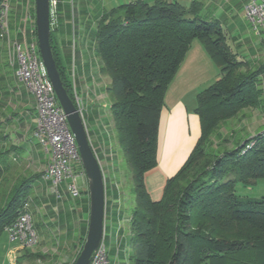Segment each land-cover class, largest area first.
Here are the masks:
<instances>
[{
    "label": "trees",
    "instance_id": "16d2710c",
    "mask_svg": "<svg viewBox=\"0 0 264 264\" xmlns=\"http://www.w3.org/2000/svg\"><path fill=\"white\" fill-rule=\"evenodd\" d=\"M5 1L0 0V20ZM199 13L200 4L195 2L187 8L170 0L136 1L98 22L96 51L102 74L111 79L110 112L135 185L129 249L136 264H264V197L237 194L238 185L252 187L264 180V133L236 141L234 148L223 151L215 149L212 139L227 142L222 129L228 121L244 110L264 107L259 88L264 66L254 68L239 61L221 24ZM58 29L51 31L52 51L76 104L55 42ZM195 40L222 68L221 75L198 94L195 114L201 136L184 165L167 180L162 199L155 202L146 189L145 175L158 166L166 94ZM32 180L16 183L0 204V236L33 195ZM30 256L26 255L35 258Z\"/></svg>",
    "mask_w": 264,
    "mask_h": 264
},
{
    "label": "crops",
    "instance_id": "0c3cea01",
    "mask_svg": "<svg viewBox=\"0 0 264 264\" xmlns=\"http://www.w3.org/2000/svg\"><path fill=\"white\" fill-rule=\"evenodd\" d=\"M121 1L123 0H108V4L104 5L97 0H74L72 9L70 0H60L61 10L58 11L60 15L56 27L60 28L55 32V42L60 58L67 68L74 66L76 79L74 91L76 90L82 101L83 118L90 143L105 176L107 198L104 237L112 264H128L133 257L129 249L132 238L130 221L133 202L131 194L123 190V184L112 183L108 175L114 159L112 152L115 151V140L112 135L115 124L110 112L112 101L108 92L111 79L101 72L103 63L96 51V33L100 19L123 5L116 6V3ZM125 1L124 4L136 1L151 3L154 0ZM170 1H177L187 8L194 2L200 4L199 15L207 21H218L221 24L228 45L233 53L238 55L239 61H247L254 68L264 66V43L258 37V41L253 43L245 35L246 26L250 25L244 15L248 0ZM74 16L79 42V48L76 44L75 51L72 26ZM32 19H34L33 15ZM33 25V27L28 26V29H36L34 20ZM18 38L23 41L22 34ZM192 44L187 62L194 65L195 69L191 72L196 78L204 74L208 68H212V61L199 43L194 41ZM7 72L12 73L10 69ZM189 82L188 78L179 77L169 86L166 94L159 128L158 166L145 175L146 189L155 202L162 199L167 180L184 165L201 136L200 119L195 114V110L198 107V94L203 91L204 86L200 87L198 84L201 81H198L188 91L183 90ZM2 84L0 87V175L2 181L12 169L21 170L25 167V173L18 177L33 179L31 185L37 208L32 212V217H35L36 225L42 223L49 227L55 225L60 227L58 231L65 240V245H69L67 248L76 249L78 252L86 239L89 225L90 199L86 175L80 169L76 171L81 190L80 198L72 199L66 192L65 186L61 188L60 198L52 193V182L43 180V172L49 164L50 154L35 138L37 125L35 97L30 93L27 85L15 79L14 75L8 76V81ZM259 85L263 91L264 100V74L260 77ZM34 168L39 169L40 173L28 175L25 171ZM56 216L58 218L53 219ZM77 216L80 218L78 230L75 227L72 228L76 224ZM18 247L14 245L10 254L15 249L17 251ZM11 262L14 264L13 261Z\"/></svg>",
    "mask_w": 264,
    "mask_h": 264
},
{
    "label": "rangeland",
    "instance_id": "374dc122",
    "mask_svg": "<svg viewBox=\"0 0 264 264\" xmlns=\"http://www.w3.org/2000/svg\"><path fill=\"white\" fill-rule=\"evenodd\" d=\"M97 1L104 5L108 4V0H97ZM125 2H126L125 0L121 2H117L116 6L124 4ZM34 6H35L34 0L5 1V10L2 13L3 14L2 19L0 20V24H1L0 27L2 29V31L0 32V87L3 85L2 84L3 82L8 81V76L10 75H14L15 79H18L16 75L17 69L12 68L9 63V47L11 44L10 42L14 41L16 38L19 37L20 29H23V27H26V25L32 27L34 26L33 20L35 21V19H32V15L34 18ZM2 20L4 21L2 22ZM26 20L28 21V23L26 22ZM245 35L248 39L252 40L253 43L258 41V38L255 35V32L251 25L246 26ZM195 41L205 49L201 41L199 40H195ZM77 47L79 48L78 41H77ZM189 52L187 56L189 55ZM206 54L208 55L210 61H212V68H208V70L204 74L198 75L195 78V75H193V72H191L193 69H195V67H193L194 65H191V62L189 63L187 62V56H186L183 62L184 65L182 64L178 73L174 77L172 83L181 76L188 78L190 82L188 86L183 89L187 91L191 89L198 81H201V83L198 84L200 87L204 86L202 90L214 84L219 79L222 68L212 60V58L208 53ZM73 59H75L74 56ZM64 65L66 67V64ZM70 67L71 68L66 67L67 76L73 88L76 89V79L74 77L75 69H73L74 67L73 65H71ZM8 69H10L12 73L7 72ZM259 88H261L260 85ZM113 131L114 133L112 136H113V140H115L114 142L115 151L112 152L113 154L112 156L114 158L112 160L113 165H111V169L108 170V175L110 176V179L113 181L112 183L115 184L116 182H120L121 184H123V190L126 191V193L131 194V200L133 202V205L131 204V208H132L131 211L133 212L134 208L136 207L133 172L128 163L127 157L123 149L121 148L118 134L116 133L115 129H113ZM222 131L227 136L228 141L225 143L223 142L218 143L219 141L216 140L215 137H213L212 139H214L213 141H214L215 149H217V151L218 150L223 151V149L225 148L226 150H230L234 148L233 146H235L236 141L239 143L240 142L243 143L248 141L252 137L257 136L260 133H264V107L261 109L244 110L243 112H241V114L238 117L228 121L223 127ZM24 169L25 167L22 168L21 170L15 168L12 169L9 174L7 175L5 174L6 176L3 179L2 184L0 186V204L4 202V200L7 197V194H9L12 187L15 186L16 183H19L23 180V178L21 179L18 176H22L25 173ZM25 171L28 173V175L36 172L40 173V170L35 168L33 170H25ZM41 172H43V170H41ZM232 176L229 177L231 178ZM237 194L240 196L250 197L255 199L264 197V180H259L257 184L252 187L244 188L241 185H238ZM28 199H32L33 201L32 202L33 206L31 209L33 212L34 209L37 208L34 195H31ZM28 199L26 201H28ZM57 218L58 217L56 216L53 219H57ZM79 219L80 218H78V216L75 218L76 224L72 228L75 227V229L78 230ZM36 223L37 222L34 217L33 226L35 232L37 233L38 244L33 248H22L18 245V243H12L9 240V235L6 231L0 236V264H11L12 263L11 261H13L14 264H64V263L72 264L74 258H76L80 254L81 247L78 252L76 249H72V248L68 249L67 247H69V245L68 244L67 246L65 245L64 242L65 240L62 239V236L58 231L60 227L56 225L53 227L51 226L49 227V226H45V224L42 223L36 225ZM14 245L19 246L18 250L16 251L15 249L14 251L13 249L14 252L10 254V250L12 249V247H14ZM38 254L44 255L46 256V258L44 259L36 258L37 257L36 255ZM26 255L27 256L33 255L35 256V258H29L26 257ZM14 256L16 258H14ZM128 264H136L135 259L131 258Z\"/></svg>",
    "mask_w": 264,
    "mask_h": 264
},
{
    "label": "built area",
    "instance_id": "2783aa9c",
    "mask_svg": "<svg viewBox=\"0 0 264 264\" xmlns=\"http://www.w3.org/2000/svg\"><path fill=\"white\" fill-rule=\"evenodd\" d=\"M59 3L60 0H51L50 2L51 29L56 28L58 24ZM70 3L73 9L74 0H70ZM244 15L255 35L264 43V0H248ZM72 26L73 49L75 51L77 44L75 16ZM35 30L28 29V26L19 30L23 41L16 38L10 42L9 63L12 68L17 69L18 79L27 85L36 100L35 138L50 154L49 164L43 172V180L52 182V193L56 197H61V188L65 186L66 192L75 200L81 197L76 171L80 169L84 174L85 172L67 115L57 100L56 92L42 62ZM74 96L83 117L82 101L76 90ZM253 145L254 143L247 145L242 153H245ZM32 202V199H28L24 203L17 221L6 229L9 240L12 243H18L22 248H33L38 244L37 233L33 226ZM90 264H112L105 237L98 250L93 254Z\"/></svg>",
    "mask_w": 264,
    "mask_h": 264
},
{
    "label": "water",
    "instance_id": "95a60500",
    "mask_svg": "<svg viewBox=\"0 0 264 264\" xmlns=\"http://www.w3.org/2000/svg\"><path fill=\"white\" fill-rule=\"evenodd\" d=\"M36 38L47 76L56 92L57 100L67 115L75 137L82 166L88 182L90 199L89 225L82 250L74 264H90L93 254L100 247L105 232L106 183L100 162L93 150L85 121L77 104L70 98L63 82L51 46V0H34Z\"/></svg>",
    "mask_w": 264,
    "mask_h": 264
}]
</instances>
